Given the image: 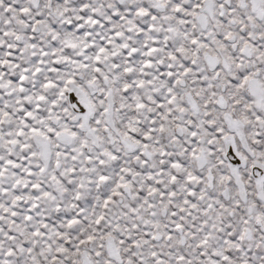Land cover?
<instances>
[{
    "label": "snow or ice",
    "instance_id": "6c2138e0",
    "mask_svg": "<svg viewBox=\"0 0 264 264\" xmlns=\"http://www.w3.org/2000/svg\"><path fill=\"white\" fill-rule=\"evenodd\" d=\"M0 264H264V0H0Z\"/></svg>",
    "mask_w": 264,
    "mask_h": 264
}]
</instances>
